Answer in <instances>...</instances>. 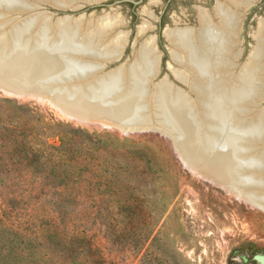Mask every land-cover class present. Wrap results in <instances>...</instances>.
<instances>
[{
    "label": "rangeland",
    "instance_id": "obj_1",
    "mask_svg": "<svg viewBox=\"0 0 264 264\" xmlns=\"http://www.w3.org/2000/svg\"><path fill=\"white\" fill-rule=\"evenodd\" d=\"M214 2L98 0L76 10L36 6L54 20L82 17L88 24L103 15L117 17L127 41L106 70L131 61L136 40L152 37L159 57L154 84L167 78L179 86L164 32L174 25L197 26V8L210 10ZM252 6L239 37L240 64L264 18V0ZM144 23L150 29L138 37ZM30 99L0 91V221L37 238L40 244L26 254H68L54 248L51 239L58 238L46 232L57 227L67 238L83 231L117 264H264V207L229 193L207 172L183 162L163 129L151 123L126 131L84 125ZM121 200L132 204L130 222L124 207L116 208ZM129 225L131 233L115 232ZM128 241L134 242L129 252L111 246Z\"/></svg>",
    "mask_w": 264,
    "mask_h": 264
},
{
    "label": "bare ground",
    "instance_id": "obj_2",
    "mask_svg": "<svg viewBox=\"0 0 264 264\" xmlns=\"http://www.w3.org/2000/svg\"><path fill=\"white\" fill-rule=\"evenodd\" d=\"M97 1L0 0V91L47 103L84 125L126 131L151 123L183 162L264 207V18L239 63L243 19L258 0H215L210 10L197 8V26L165 30L179 86L167 78L154 84L152 37L136 40L131 61L106 70L127 41L117 17L54 20L36 6L76 10ZM149 29L144 23L138 37Z\"/></svg>",
    "mask_w": 264,
    "mask_h": 264
},
{
    "label": "trees",
    "instance_id": "obj_3",
    "mask_svg": "<svg viewBox=\"0 0 264 264\" xmlns=\"http://www.w3.org/2000/svg\"><path fill=\"white\" fill-rule=\"evenodd\" d=\"M69 179L74 181L78 178ZM123 207V212L128 214L127 220L130 222V216L133 213L131 202H128V200L117 201L116 208L122 210ZM132 231L133 227L130 225L115 230L119 233H131ZM46 232L52 233V236L58 238L57 241L51 239V243L54 242L52 244L55 245L53 247L65 250L68 254H63L58 258L50 255L26 254V250L29 248L36 249L37 244H40L37 242V238L35 236L24 237L17 231L5 227L0 221V264H117L114 259L109 260V255H105L81 230L76 229L75 232H69V238L57 230V227H50ZM111 246L117 248V250L129 252L133 249L134 242L128 241L122 246L121 242L111 243Z\"/></svg>",
    "mask_w": 264,
    "mask_h": 264
},
{
    "label": "water",
    "instance_id": "obj_4",
    "mask_svg": "<svg viewBox=\"0 0 264 264\" xmlns=\"http://www.w3.org/2000/svg\"><path fill=\"white\" fill-rule=\"evenodd\" d=\"M95 5H97V4H95ZM95 5H92L91 7H93V6H95ZM90 7V6H89ZM175 151V150H174Z\"/></svg>",
    "mask_w": 264,
    "mask_h": 264
}]
</instances>
